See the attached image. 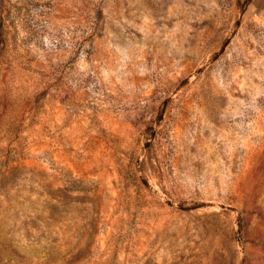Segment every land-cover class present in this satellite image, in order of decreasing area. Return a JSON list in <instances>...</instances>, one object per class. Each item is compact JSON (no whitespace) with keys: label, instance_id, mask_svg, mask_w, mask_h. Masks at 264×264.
Wrapping results in <instances>:
<instances>
[{"label":"rangeland","instance_id":"rangeland-1","mask_svg":"<svg viewBox=\"0 0 264 264\" xmlns=\"http://www.w3.org/2000/svg\"><path fill=\"white\" fill-rule=\"evenodd\" d=\"M0 264H264V0H0Z\"/></svg>","mask_w":264,"mask_h":264}]
</instances>
